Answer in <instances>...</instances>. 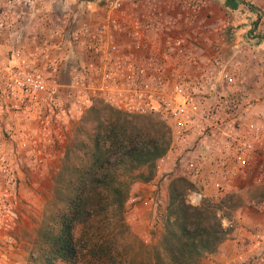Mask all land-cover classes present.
Listing matches in <instances>:
<instances>
[{
	"label": "rangeland",
	"instance_id": "374dc122",
	"mask_svg": "<svg viewBox=\"0 0 264 264\" xmlns=\"http://www.w3.org/2000/svg\"><path fill=\"white\" fill-rule=\"evenodd\" d=\"M246 1L255 7L241 2L231 8L227 0H0V54L9 58L1 74L7 65L26 60L57 78L68 106L53 140L45 143L49 155L44 165L35 167L27 150L34 146L35 125L6 106L0 77V264L18 258L34 264L43 233L63 207L57 194L59 174L67 162L85 163L82 151L70 154V160L66 154L80 127L93 123L96 104L163 120L158 114L128 112L114 95L94 88L99 79L94 71L90 74V64L99 66L111 55L112 60L136 58L142 67L151 52L163 50L168 36L182 37L197 59L193 68L204 74L213 70L227 100L264 102V0ZM169 150L156 162L154 177L131 188L125 219L117 228L118 264H151V244L159 242L164 230L171 184L185 176ZM257 175L249 173L242 189L222 196L205 195L197 186L187 194L194 205L222 202L219 214L231 228L223 241H228L226 247L219 248L222 242L200 264H264V221L252 224L246 212H259L264 201V175Z\"/></svg>",
	"mask_w": 264,
	"mask_h": 264
},
{
	"label": "trees",
	"instance_id": "16d2710c",
	"mask_svg": "<svg viewBox=\"0 0 264 264\" xmlns=\"http://www.w3.org/2000/svg\"><path fill=\"white\" fill-rule=\"evenodd\" d=\"M227 2L231 8L241 2L255 7L246 0ZM92 115L93 123L80 127L66 154L70 160V154L82 151L85 163L67 162V176L59 174L57 194L63 207L43 233L34 264H118L117 228L125 219L131 188L154 177L156 162L170 148L171 128L164 120L102 103L92 108ZM170 189L164 230L159 242L151 244V264H200L231 232L219 214L224 204L187 202L195 189L187 176Z\"/></svg>",
	"mask_w": 264,
	"mask_h": 264
},
{
	"label": "built area",
	"instance_id": "2783aa9c",
	"mask_svg": "<svg viewBox=\"0 0 264 264\" xmlns=\"http://www.w3.org/2000/svg\"><path fill=\"white\" fill-rule=\"evenodd\" d=\"M110 56L102 58L99 66L90 64V74L94 71V77L99 79L94 88L114 95L120 107L128 112L160 115L171 128L169 154L182 149L183 144L194 138L199 158L190 165L187 177L195 186L202 190L214 188L215 194L222 196L228 193L235 178L253 171L258 172L259 178L264 175L258 171L254 160L263 150L264 111L261 119L248 127L241 125L236 117L231 126H227L230 123L222 114V107L229 100L220 93L213 70L204 74L193 68L198 62L184 38L168 36L163 50L151 52L148 64L142 67L136 58L112 60ZM2 76L6 106L13 107L20 117L25 116L35 125L34 146L27 149L31 155L29 160L35 167L44 165L49 155L45 143L53 140L52 132L68 113V106L60 97L57 78L46 76L22 59L17 64L7 65ZM235 104L230 108L233 111L238 108ZM83 106L80 105L79 110L82 111ZM1 108L4 105L0 106V113ZM37 141L42 145L38 146ZM207 155L212 157L209 168Z\"/></svg>",
	"mask_w": 264,
	"mask_h": 264
},
{
	"label": "crops",
	"instance_id": "0c3cea01",
	"mask_svg": "<svg viewBox=\"0 0 264 264\" xmlns=\"http://www.w3.org/2000/svg\"><path fill=\"white\" fill-rule=\"evenodd\" d=\"M8 59L9 58L7 56L0 54V77L2 75L1 74L2 69L4 65L7 64ZM233 103H236L235 105L238 106V108L236 107V111L235 110L233 111L230 109L233 106ZM222 108L228 109L227 111H224V109H222V114L225 115L227 122L230 123V124H226L227 126H231L232 120L235 119L233 117H236L235 120L238 121L239 119V123L241 125H243L244 127H248L253 122H257L261 119L262 112L264 111V102L262 103V101H258L257 103H252L250 99H244L243 97H241L240 100L238 99L229 100V103L226 104V106L224 104ZM261 147L263 148V150H261V152H259L258 154H256V156H254V160H256L258 171L263 173L264 172L263 171L264 170V145H262ZM199 152L200 151L197 147V142L194 140V138H192L190 142L182 145V149H179L176 152H174L171 158H173L174 161H176L175 157H177V159L179 160L180 167H181L180 169L181 174L187 176L188 174L187 170L190 168V165L192 164L194 159L197 160L199 158L198 157ZM181 155H182V158H180ZM211 160H212V157L210 155H207L206 162H207L208 168L212 166ZM248 176H249V173H246L242 175L241 177L235 178L234 180H232V184L229 188L228 193L231 192L232 190L242 189L241 186L244 183L243 181H246L248 179ZM203 191L205 195L215 194L214 188H206ZM258 207L261 209L259 210V212H254L252 210L246 209L249 222H251L252 224H255L259 221H264V201L260 203ZM227 243L228 241L223 242L219 248L222 250L223 248L226 247ZM11 264H24V262L23 260H21V258H18V260L16 259L12 261Z\"/></svg>",
	"mask_w": 264,
	"mask_h": 264
}]
</instances>
